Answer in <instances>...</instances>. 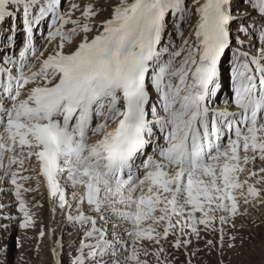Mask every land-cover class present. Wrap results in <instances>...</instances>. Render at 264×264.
<instances>
[{
  "label": "snow or ice",
  "instance_id": "6c2138e0",
  "mask_svg": "<svg viewBox=\"0 0 264 264\" xmlns=\"http://www.w3.org/2000/svg\"><path fill=\"white\" fill-rule=\"evenodd\" d=\"M18 12L24 47L0 64V184L20 228L35 226L25 194L43 187L80 234L70 264L236 248L240 201L264 203V0H0V21ZM48 17L54 47L38 51Z\"/></svg>",
  "mask_w": 264,
  "mask_h": 264
},
{
  "label": "rangeland",
  "instance_id": "374dc122",
  "mask_svg": "<svg viewBox=\"0 0 264 264\" xmlns=\"http://www.w3.org/2000/svg\"><path fill=\"white\" fill-rule=\"evenodd\" d=\"M75 2L83 4L92 2V0H75ZM99 2L102 6L107 7L108 0H99ZM187 2L191 4V0H187ZM64 8H67V4L64 5ZM75 15L79 16V12ZM107 15L108 12L106 11L98 19H103ZM50 22V17H48L34 27L32 44L38 51H44L46 47H48L49 52L53 50L54 45L48 46L47 41ZM13 26L15 27L14 31ZM67 27H71V25ZM183 27L185 36H187L190 31V24H185ZM25 37L22 12H18L14 20L0 21V64L5 59L19 60V49H23ZM176 43H180L179 38L176 39ZM256 46H259V42ZM28 56L30 61L34 59L31 52L28 53ZM225 67H227V63ZM228 87L223 92L226 98H229L230 83H228ZM218 95L221 94L218 93ZM217 102L216 106L221 104L220 100ZM96 138L92 137L93 140ZM24 175L34 176L35 173L29 171L25 172ZM252 182L249 181V183ZM25 186L35 189L36 181L33 179L25 182ZM10 187L8 184H0V264H55L51 250L58 239L63 244L62 250L57 249L59 258L62 264H70L74 250L79 245L80 234L65 222V216L62 212L57 211L54 214L51 211L43 187L38 192L25 194V199L29 201L30 211L34 214L35 226L28 229L20 228L22 214L17 210L18 204L15 197L8 190ZM256 187L262 188L264 185L257 184ZM240 212L244 215H239L235 219V229L231 227V223L226 226L229 235L238 237L237 247L234 249L225 248L223 255H221L218 246L217 249L209 250L204 247V241L201 240L196 245L200 252L197 257L192 258V264H220L221 260H223V264H264V203L257 200L250 204H244L241 200ZM49 229L54 230V235L51 237ZM41 230L45 233L43 237L39 235ZM240 238L244 240L243 246L240 245ZM165 248L175 256L172 264H186L188 257L183 250L176 252L170 244H165ZM149 250H153L151 246H149ZM147 259H149L150 264H156L154 256L147 257ZM169 259H172V256Z\"/></svg>",
  "mask_w": 264,
  "mask_h": 264
},
{
  "label": "bare ground",
  "instance_id": "6f19581e",
  "mask_svg": "<svg viewBox=\"0 0 264 264\" xmlns=\"http://www.w3.org/2000/svg\"><path fill=\"white\" fill-rule=\"evenodd\" d=\"M257 42V41H256ZM256 44H258V42L256 43ZM228 83L229 82H225V85L223 86L224 87V89H223V91H222V93H219V94H221L220 96H219V99H217L216 100V104L218 103L217 101H219L220 100V102H221V104L220 105H217V106H219V107H223V103H222V101H224V100H226L227 98L223 95V92H225V90H227L226 88H229L228 87ZM226 86V87H225ZM221 97H223L222 99H220ZM232 110H235V107L233 106V108H232ZM151 149H149V151H150ZM261 165L259 164V163H257V168H259Z\"/></svg>",
  "mask_w": 264,
  "mask_h": 264
}]
</instances>
